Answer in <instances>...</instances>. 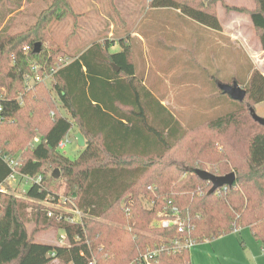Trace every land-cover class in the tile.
<instances>
[{"label":"trees","instance_id":"16d2710c","mask_svg":"<svg viewBox=\"0 0 264 264\" xmlns=\"http://www.w3.org/2000/svg\"><path fill=\"white\" fill-rule=\"evenodd\" d=\"M24 1L0 0V186L12 175L6 158L18 160L21 174L42 177V181L30 185L24 198L0 193V264H132L147 250L169 248L176 240L211 242L243 228H249L264 248V125L254 121L250 111L264 102V73L248 64V76L234 78L247 90L244 102L232 100L218 88L239 112L191 129H185L139 76L128 41H120L117 52H110L111 41L95 43L57 69L51 88L39 84L27 91L24 75L32 65L56 68L67 56L51 41L49 26L78 16L68 0H52L33 25L12 34L8 21ZM222 1L209 0L205 6L204 1L197 5L150 0L149 8L179 11L206 29L222 33L212 7ZM254 1L252 26L264 50V0ZM37 44H41L39 53L34 52ZM51 89L74 121L51 113L52 121L28 157L17 156L22 142L16 131L24 126L30 133L36 131V124L24 119L34 121L51 108ZM21 96L23 104L18 100ZM247 109L249 116H244ZM75 121L86 146L71 160L58 150V144L72 135ZM202 129L215 133L214 138L200 137ZM47 165L54 166L52 175L47 174ZM207 168L217 176L234 173V185L209 195L212 185L195 174ZM60 181L66 185L64 195L82 213L81 223L48 217L50 210L44 202H57L54 187ZM144 202L151 207L144 208ZM33 206L36 226L56 227L66 237L65 245L33 240L27 228L28 210ZM173 208L180 213L178 224L153 226L151 235L142 232ZM180 223L185 227L182 233ZM157 264H192L190 250L165 252Z\"/></svg>","mask_w":264,"mask_h":264},{"label":"rangeland","instance_id":"374dc122","mask_svg":"<svg viewBox=\"0 0 264 264\" xmlns=\"http://www.w3.org/2000/svg\"><path fill=\"white\" fill-rule=\"evenodd\" d=\"M51 1L25 0L21 10L11 16L8 21L7 26H9L10 33L21 32L33 25L37 16L48 7ZM68 1L78 18L75 20L68 16L63 21L53 22L48 28L51 41L66 55H74L86 46L85 43L78 44V40L90 43L84 48L85 51L95 43L111 41L113 45L110 52L120 51V41H128L127 44L133 50V60L137 65L139 76L144 78L153 93L177 116L185 129L202 128L215 118L230 112H239L236 106L221 97L217 86L219 82L228 84L231 81L230 84H232L235 77L244 80L248 76V64L264 73V50L250 22L248 7H254V2L251 0H242V2L241 0H223L215 5L212 4L224 29L222 33L204 30L200 24L183 17L176 10H150V0H147V6L145 4L148 10L145 7L142 14L144 17L132 30L127 14L119 7V0H114V6L111 0H99L106 2L110 18L115 26L125 34L123 36H126L123 39L122 37L102 38L103 35L98 37L97 32L101 33V31L90 30L87 23H83L87 19V13L84 11L80 13L75 8V1L86 2V0ZM182 1L188 4L204 1L205 6H208L209 0ZM234 5H244L245 7H242L244 11L241 13L229 9L239 8ZM81 8L86 11L87 3ZM88 37L91 39H87ZM48 86L51 88L52 85L48 84ZM50 92L51 108L36 116L34 121L24 119L27 124L35 123L36 131L30 133L25 126L21 128L22 130L16 131L15 134L20 135L19 141L22 142L16 153L17 156L24 159L28 157V151L40 141L43 130L45 131L48 127V121H52L51 113L63 115L72 122L74 121L62 106L55 91L51 89ZM255 106L256 115L264 119V102ZM25 115L28 114L25 113ZM244 116H249L248 109ZM74 132L79 133L77 121L70 135L71 143L61 151L71 160H75L84 149L78 146ZM28 133L29 137L26 138ZM198 135L214 138L215 133L202 129L198 131ZM207 169L208 172L211 171L210 168ZM45 170L47 174L52 175L54 166L47 165ZM9 186L6 192L0 193L24 198L29 188V185L20 180ZM54 190H57L58 194H65V183L60 181L59 186L54 187ZM143 205L146 209L151 207L148 202H144ZM34 208L33 206V209L28 210L31 213V221L27 224L28 232L33 240L39 244L65 245L66 243L61 244L62 232L56 227L42 229L36 226L32 214ZM158 221L159 219L154 220L150 228L142 232L151 235L153 233L151 230L153 226H158ZM110 225L138 232L126 225L115 223H110ZM190 254L192 264H264L263 245L256 241L249 228L239 229L211 242L198 243L190 249Z\"/></svg>","mask_w":264,"mask_h":264},{"label":"built area","instance_id":"2783aa9c","mask_svg":"<svg viewBox=\"0 0 264 264\" xmlns=\"http://www.w3.org/2000/svg\"><path fill=\"white\" fill-rule=\"evenodd\" d=\"M25 50H28V48H25ZM70 62V57L66 56L64 59H60L59 66L58 67H51L50 69L46 67H42L38 64H34L31 67L30 73L24 75V84L27 91L33 90L37 85L39 84H51L54 83V75L57 72V69L64 66ZM2 99V96L0 95V100ZM19 102L23 104V96L19 97ZM1 111V110H0ZM54 115V114H53ZM71 143L70 136H67L64 138L59 144H58V150L63 151L65 148ZM6 161L9 163L10 168L12 169V175L8 179L7 183L5 185L0 186V192H6L9 185H12L13 183L18 182V180H21L24 184L27 185H33V184H40L42 181V177H31L27 175H23L19 172L18 168L21 166V164L16 159L12 158H6ZM227 189V187H224ZM149 189L153 190L152 187ZM46 206H48V217L55 219L57 221H65L69 224H75V223H81L82 222V213L75 207V202L71 200L70 198L66 197L63 193L58 194V200L56 203H53L52 201L44 202ZM179 216L180 213L176 208H173L171 212H164L159 215V227L168 228L172 224H178L179 223ZM184 224H179V232H184ZM65 236H60V242L61 244H65ZM199 242L197 240H194L193 238H185L184 242L182 241H174V243L171 245V247L167 248L166 246H161L156 249H149L145 253L141 254L132 264H157V259L160 257L161 254L167 252H173V251H179V250H190L192 247H194Z\"/></svg>","mask_w":264,"mask_h":264},{"label":"crops","instance_id":"0c3cea01","mask_svg":"<svg viewBox=\"0 0 264 264\" xmlns=\"http://www.w3.org/2000/svg\"><path fill=\"white\" fill-rule=\"evenodd\" d=\"M252 2H254V7H248L250 11H253L255 8H256V5H255V1L254 0H251ZM242 2V0H241ZM85 3H87L88 5V9L85 11L83 10V8H81ZM119 7L121 8V10L127 14L128 16V19H129V24L131 26V29L133 30L134 28L133 27H136L137 24L140 23V21L142 20V18L144 16H142L143 12L145 11V7L147 6V0H119ZM143 4V7L141 8V5ZM146 4V6H145ZM236 7H239L240 9H242V7H245L244 5H234ZM75 8L78 12L81 13V11H84L87 13V21L85 20L83 23H87V27L90 28V30H98V31H101L100 32H97L98 33V37H101L102 35V38L105 37V38H119V37H122L121 39H123L124 37L126 36H123L125 35L123 32H121L119 30L118 27L115 26L113 20L110 18L109 16V12H107V4L105 1H99V0H86V2H76L75 1ZM146 9L148 10V8L146 7ZM106 15V16H105ZM250 22H251V25H252V21H251V14H250ZM198 27V26H197ZM253 28V26H252ZM202 29H206V27H203L202 26ZM255 29V28H253ZM207 30V29H206ZM211 32V30H208ZM87 39H91V38H87ZM81 42V43H80ZM82 43L86 44V46H88L90 43H87L85 42L84 40H78V44H81ZM85 46V47H86ZM84 47V48H85ZM82 48L80 50H78L77 52H75L74 55H68V57L70 58H76L78 56H80L84 51L85 49ZM220 84V82H219Z\"/></svg>","mask_w":264,"mask_h":264},{"label":"water","instance_id":"95a60500","mask_svg":"<svg viewBox=\"0 0 264 264\" xmlns=\"http://www.w3.org/2000/svg\"><path fill=\"white\" fill-rule=\"evenodd\" d=\"M40 48H41V44H37L34 52L39 53ZM218 88L220 89V91L223 92L224 95L230 97L232 100L239 103L244 102L247 96V90L243 89L236 81H234L232 84L220 83L218 84ZM250 111L253 120L264 125V119L259 118L256 115V111L253 108H251ZM75 139L80 148H84L86 146L85 137L81 133L75 134ZM56 173H57L56 178H59L60 176L59 171H57ZM195 174L201 180L209 182L212 185V188L209 191V195L214 194L216 191L224 187L231 188L234 185L233 183L236 178L234 173H231L230 175L227 176H217L208 171L195 170Z\"/></svg>","mask_w":264,"mask_h":264}]
</instances>
